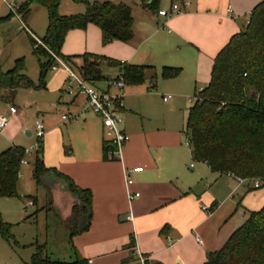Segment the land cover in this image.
<instances>
[{"label": "crops", "instance_id": "crops-1", "mask_svg": "<svg viewBox=\"0 0 264 264\" xmlns=\"http://www.w3.org/2000/svg\"><path fill=\"white\" fill-rule=\"evenodd\" d=\"M262 1L264 0H174L170 6L178 3L180 7L178 14L168 19L158 13L144 16L145 29H142L140 40H135L137 30L133 28L134 36L131 41L127 43L112 41L111 43L123 45L113 44L115 45L113 47H119L117 56L107 51L97 52L87 41L86 53L117 58L123 63L143 65L147 74L143 84L125 85L123 89L122 127L129 136V141L122 148L120 158L117 160L104 161L102 143L105 139L101 120L92 111L82 110L85 98L74 89L68 90L67 86L66 89L60 90L61 94L63 92L73 94V98L64 101L63 96L60 95L58 104L64 105L66 110L70 109L68 113L74 112L75 118L80 116L79 126L84 132V137L78 147L73 143L65 144L60 127L62 124L64 126L69 124L70 129H73L72 123L65 124L60 117L58 126L51 127L50 122L38 120L44 130L41 139L42 159L45 166L55 168L76 186L88 189L92 194V218L89 229L72 239L74 247L83 258L88 260V264H140L138 255L144 257L145 264H203L207 254L218 251L247 219L251 211L245 209L242 202L235 199L232 193L218 199L211 191L207 192L205 188L187 182L186 174L189 169L195 168L192 163L188 165L190 160L194 161L191 148L185 145L187 150H184L178 134L163 123L156 122L157 118L151 109L150 98L155 97L152 91L158 89L159 79L164 78L161 74L164 67L185 66L188 74L182 76V81H178L176 76L164 79H169L171 83L178 85L179 89L189 90L193 86V93L202 90L197 89V84L204 80L206 73H211L215 56L233 35L245 27L244 24H247L251 11ZM23 2L21 1L20 4ZM8 4L10 3L7 0H0V19L9 15ZM34 5L36 4H31L25 13L0 21V70L3 73L11 70L14 62L19 59L13 60L10 69L2 70L5 60L1 57L4 50L2 46L5 42L10 41L17 31L27 33L30 45L31 38L40 39L28 26ZM60 5L61 0L59 14L66 15L61 11ZM88 26L90 27L88 40L90 37L96 41L98 37L102 38L100 29L92 24ZM159 30L165 32L163 42L150 44ZM33 50L31 46V54ZM20 58L24 59V57ZM38 61L41 62L39 59ZM25 70L26 66L23 74L29 79ZM110 73L113 75L109 76ZM105 74L107 79L94 87L118 93L111 82L120 75V69L111 68L106 70ZM29 80L32 83V80ZM207 80L202 83L203 86L199 85L200 88L206 86ZM20 85L27 86L21 82L16 87ZM16 87L2 85L0 97L7 95L11 97ZM39 89L46 90V84L45 88ZM163 97L166 96H161L163 103L170 102L171 99L164 101ZM80 98L82 100H79ZM78 101L82 102L77 107L80 106L83 111L80 115L77 114L79 111L76 108ZM8 104L10 103L5 104L6 108L1 106L0 112L7 114L9 107L14 106L12 103ZM17 114L12 116L7 126L0 131V153L20 144L17 140L23 131V126L19 121L22 119L21 114L18 111ZM25 133L28 137L32 136L31 131ZM51 135L56 139L57 153L54 156L49 154L51 145L49 146L48 139L49 137L51 139ZM37 143L36 136L34 148ZM34 148H32L33 154L30 153L25 158L27 163L29 157L36 151ZM195 162L205 164L209 168L204 162ZM28 167L29 165H22V175L24 168ZM137 167L142 168V171L131 174L132 184L128 187L124 173ZM212 173L223 176L213 171ZM22 175L17 188L19 195L23 197L19 190ZM30 175L31 172L28 170L27 177ZM46 177H52L48 178V186L52 190L53 202H55L53 196L55 192H58L59 198L67 194L65 191L69 192L64 180L53 173H48L43 177L42 183ZM223 177L229 183H239L237 180ZM239 184L246 193L256 190L252 187L253 184ZM128 192H138L139 197L129 202ZM67 197L64 196L67 201L64 214L70 217L75 199L71 196ZM30 202L33 205L37 204V198L33 197V201ZM23 205L25 207V204ZM213 205L216 207L211 210ZM203 207H207L210 211H204ZM238 212L240 218L236 216ZM129 214L133 217L132 222L126 220ZM167 237L172 240L171 245L168 244ZM9 241L0 236V264H29L34 247L33 252L30 253L25 246H20L17 242L12 245ZM23 252H26V255H22Z\"/></svg>", "mask_w": 264, "mask_h": 264}, {"label": "trees", "instance_id": "trees-1", "mask_svg": "<svg viewBox=\"0 0 264 264\" xmlns=\"http://www.w3.org/2000/svg\"><path fill=\"white\" fill-rule=\"evenodd\" d=\"M85 5V13L60 15V0H24L17 14L28 11L31 4L43 7L48 16V26L41 42L33 50L36 57L47 59L39 63V88H45L44 77L54 64L51 54L60 58L83 81L95 86L107 79L105 71L119 68L126 85H138L144 80L146 67L123 63L105 56L83 53L64 56L61 47L68 31L85 29L92 24L102 33V44L112 41L127 43L132 40L133 18L131 9L123 2H90L73 0ZM160 0H137L136 3L147 11L157 14ZM10 12L7 17H12ZM35 40L31 38L33 47ZM24 59L14 62L11 70H0V87L7 84L16 87L24 82L32 85L23 74ZM179 69L164 67L162 77L177 76ZM194 102L189 108L185 131L190 143L192 159L206 163L209 168L233 180H241L246 185L255 181L264 188V1L257 4L249 15L242 30L233 35L219 51L213 61L208 85L196 91ZM113 146L102 143L104 161L115 160L108 157ZM42 139H38L31 177L36 186H44L43 177L53 173L66 182L69 193L75 199L67 224V244L69 260H54L46 250V245L35 244L29 264H88L72 243L73 237L89 229L92 218V194L88 189L76 186L68 177L55 168L45 166ZM24 149L12 146L0 153V198H21L18 181L21 172L20 161ZM216 205H213V210ZM12 225L3 221L0 214V236L9 241ZM133 241L131 240V244ZM203 264H264V205L259 211H251L245 222L215 252L207 254Z\"/></svg>", "mask_w": 264, "mask_h": 264}, {"label": "rangeland", "instance_id": "rangeland-1", "mask_svg": "<svg viewBox=\"0 0 264 264\" xmlns=\"http://www.w3.org/2000/svg\"><path fill=\"white\" fill-rule=\"evenodd\" d=\"M21 1L24 0H7V2L13 6H18ZM88 1L92 2V0ZM110 1L114 3L120 1L130 7L133 18V28L137 30V32H135L137 34L135 40H140V35L142 33V29L144 28L143 18L147 14H152L151 11H143L138 5H136L137 0ZM172 1L174 0H160L158 9L168 11ZM60 9L61 11H64L66 15L85 13V5L83 3L74 2L73 0H61ZM29 23L30 24H28V26L36 34V36L40 39L43 38L48 26V16L46 10L40 6L34 5ZM245 25L246 24H244V26ZM88 28L90 27L87 25L85 29H72L68 31L64 38L62 44L63 46L61 47V54L64 56H71L86 53L88 51L85 50V45L87 41H89L90 47L95 49L97 52L107 51L113 55H119L117 54L119 47H113L115 46L113 44L117 43L110 42L111 44L104 46L102 44L101 36L98 37L97 41L93 37H90L88 40L87 35L90 33V31L88 33ZM159 31L158 35L150 41V44L163 42L162 40L165 32H162V30ZM117 45L123 46L119 43ZM2 48L4 50L1 57L2 59H5L2 70L6 71L10 69L13 65V60L24 57L26 66L25 74L32 80V85H27L26 87L20 85L19 87H16L15 90H13L11 97L10 95H7V97H0V107L3 106L6 108V103H12L18 113L21 114L22 119L19 118L21 119L19 121L23 126V131L17 140L20 144L16 146L30 150L35 146V125L38 120H42L44 122L48 121L51 123V127H57L60 123L61 115L68 113V110L71 111L70 109L66 110L67 108L64 105L58 104L60 95L63 96L64 101H69L73 98V94H67L65 92H63V94L60 93V90L66 89L68 86V74L63 69L52 70L49 68L44 78L46 90L39 89L38 59L41 62H45L47 59L43 57H36L31 54V45L29 43L27 33L25 31H17L16 35L11 38L10 41L5 42ZM154 50L156 52V48ZM50 54L53 58L54 54ZM113 59L120 61L117 58ZM175 68L179 69V73L176 76L178 78L177 80L182 81V76L184 77L185 74H188V69L185 66H176ZM112 75L113 73L109 74V76ZM146 75L147 74L144 72V80L146 79ZM209 77L210 72L206 73L204 80H201V82L197 84V89H203L200 88L199 85L205 83L206 79H208L205 84L207 86V83H209ZM161 79H159L158 89L152 91L155 97L150 98L151 109L157 118L156 122L163 123L167 128L176 132L180 138V143L183 146L182 148L187 150L185 148L187 137L183 131L185 130L189 108L192 105V102H194L192 101L194 100V87L192 86L189 90L179 89L178 85H174V83H171L169 79ZM206 86H204V88ZM162 95L170 96V102L163 103L161 100ZM79 100L82 99L80 98ZM81 103L78 101L76 108ZM77 109L79 111L77 114H82L83 111L80 106ZM71 113L74 114V112ZM79 117L80 116L76 118L75 124L74 122H65V124L72 123L73 129H70L69 124H66L65 126L63 124L60 125L66 145H72L73 143L75 147H78L82 142L84 132L80 129ZM25 131H31L32 136L28 137ZM52 137L53 135H51V139L50 137L48 139L49 146L51 145L49 154L54 156L57 153L55 149L56 139ZM33 151H31V154H33ZM45 155L46 153H44V156ZM29 159L31 163L33 161V155H31ZM191 163L195 168L189 169L186 174L187 182L195 184L200 188H205L207 192L211 191L218 197V199H222L226 195L232 193L234 198L241 201L243 207L249 211H259L263 207L264 188L246 193L242 185L235 182L229 183L223 176L220 177L219 175L212 173V171L205 164L196 163L195 161L190 160L188 165ZM31 169L32 166L24 168L23 175L19 182V190L24 195L23 200L21 198H0L1 217L3 221L12 225V238L9 242L12 245L17 242L20 246H25L30 253L33 252V246L36 243L39 245L45 244L47 253L52 259L67 261L70 257V251L67 244L68 231L66 220L69 217H66L64 214V209L67 208V201L64 199V196L66 198L67 196L72 197V195L65 191V193L70 195L63 194V199H61L62 197L59 198V194H57L58 192H55V195H53L55 196V202H53L51 194L52 190L48 186V178L52 177H46V179H44L45 181L43 180L44 186H36L31 175L27 177L28 170L31 172ZM33 197L37 198V204H29L30 201H33ZM23 204H25V207ZM236 216L240 218V212H238ZM22 255H26V252H23Z\"/></svg>", "mask_w": 264, "mask_h": 264}, {"label": "built area", "instance_id": "built-area-1", "mask_svg": "<svg viewBox=\"0 0 264 264\" xmlns=\"http://www.w3.org/2000/svg\"><path fill=\"white\" fill-rule=\"evenodd\" d=\"M18 7H14L12 4H8L9 11L14 15L17 14ZM180 12V7L178 3H173L168 11L160 10L159 15L166 17L167 19L178 14ZM35 44L33 48L38 46H43L40 39L34 37ZM54 64L51 66L52 70L63 69L68 73V90L74 89L78 94L85 98V104L82 108L83 111L90 110L101 120L103 126V135L105 141L109 142L113 149L108 152V157L115 160L120 158L122 148L129 141V136L123 130V118L122 112L124 108L123 104V89L125 87V82L121 75H119L115 80L111 82L112 87L118 90V93H111L107 90H100L85 81H83L75 72H73L60 58L53 55ZM56 62V64H55ZM171 99L170 96L163 97L164 101ZM17 114V109L14 106H10L8 113L0 112V131L5 128L10 120V118ZM62 121L65 122H75L76 118L73 114L65 113L61 115ZM36 136L41 139L44 135L43 125L40 121L36 122ZM186 146H190L189 140L186 139ZM37 149V146L34 148ZM24 150V158L21 159L20 165H27L26 156H28L31 151ZM192 166V165H191ZM142 168L137 167L131 170H126L124 173L126 184L129 187L132 184L131 174L139 173ZM232 179L231 176L227 177ZM239 183H244L241 180H237ZM260 183L255 181L252 185L253 188H260ZM139 197L138 192H128L127 198L129 202H132ZM31 204V203H30ZM204 211H210L207 207H203ZM126 220L132 222L133 217L129 214L126 216ZM167 242L169 245L172 244V240L167 237ZM137 259L140 264H145V259L143 256L138 255Z\"/></svg>", "mask_w": 264, "mask_h": 264}]
</instances>
